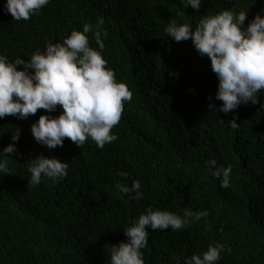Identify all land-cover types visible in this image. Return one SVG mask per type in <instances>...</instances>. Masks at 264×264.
I'll return each instance as SVG.
<instances>
[{"label":"trees","instance_id":"obj_1","mask_svg":"<svg viewBox=\"0 0 264 264\" xmlns=\"http://www.w3.org/2000/svg\"><path fill=\"white\" fill-rule=\"evenodd\" d=\"M5 2L0 53L10 61L27 60L102 16L106 67L133 98L112 129L117 139L103 148L91 139L80 147L65 138L51 150L38 143L31 125L44 109L26 119L0 118V150L21 131L17 153L7 157L10 173L0 172V264H109L112 244L127 239L124 229L149 205L208 215L189 218L177 231L149 228L145 264H175V257L183 261L217 241L226 246L217 264H264V91L261 103L234 110L238 128L226 126L222 119L227 123L233 114L209 109L222 103L215 99L210 59L191 39L176 42L164 30L172 20L195 27L201 15L224 9L248 12L246 26L264 10V0H202L198 12L182 0H50L20 21L4 11ZM41 153L67 160L68 175L30 185L29 159ZM210 158L232 165L228 188L212 174ZM121 170L129 176L121 177ZM134 179L141 180L140 201L116 188L117 180L131 185Z\"/></svg>","mask_w":264,"mask_h":264},{"label":"clouds","instance_id":"obj_2","mask_svg":"<svg viewBox=\"0 0 264 264\" xmlns=\"http://www.w3.org/2000/svg\"><path fill=\"white\" fill-rule=\"evenodd\" d=\"M49 3L50 0H6L4 11L16 21L28 20ZM182 3L198 12L202 0ZM247 17L244 10L237 13L224 9L201 15L195 27L172 20L164 29L176 42L191 39L199 55L210 59L218 79L215 99L222 103L219 107L210 103L209 109L232 113L227 123L222 122L233 129L240 126L234 110L241 104L261 103L260 93L264 91V10L245 26ZM104 24L102 16L95 25L85 22L82 31L73 29L63 42H47L43 50L37 49L27 60L17 57L10 61L0 53V118L14 115L26 119L39 109L46 110L32 123L31 131L35 140L49 150L63 146L65 138L80 147L89 139L99 148L115 141L117 135L112 129L120 122L124 104L132 100L133 92L126 82L117 80L113 69L106 67L108 61L101 51L108 35ZM88 33H93L99 50L91 46ZM58 107L62 108L60 114L51 115ZM20 135L21 131L13 132V142L0 150V172L5 175L10 173L8 154L17 153ZM29 161L30 185H39L42 178L57 183L68 175L67 160L54 155L41 153ZM206 163L220 179V186L228 188L232 165L225 166L215 158ZM119 175L127 178L129 173L121 170ZM116 188L136 201L144 196L140 179L132 180L131 185L117 180ZM207 215V211L190 209L180 215L149 205L124 229L127 239L112 244L109 264H145L142 249L149 244V228L177 231L190 223L189 218L199 220ZM225 248L221 242L210 243L207 250L185 256L183 261L175 257V264H217Z\"/></svg>","mask_w":264,"mask_h":264}]
</instances>
